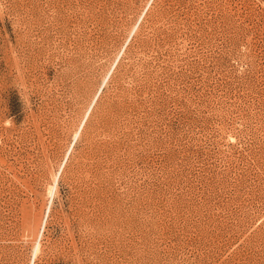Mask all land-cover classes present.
Returning a JSON list of instances; mask_svg holds the SVG:
<instances>
[{
  "label": "rangeland",
  "instance_id": "rangeland-1",
  "mask_svg": "<svg viewBox=\"0 0 264 264\" xmlns=\"http://www.w3.org/2000/svg\"><path fill=\"white\" fill-rule=\"evenodd\" d=\"M0 264H264V0H0Z\"/></svg>",
  "mask_w": 264,
  "mask_h": 264
},
{
  "label": "bare ground",
  "instance_id": "bare-ground-1",
  "mask_svg": "<svg viewBox=\"0 0 264 264\" xmlns=\"http://www.w3.org/2000/svg\"><path fill=\"white\" fill-rule=\"evenodd\" d=\"M54 185H56V187H57V183H55ZM54 185H53V187H54ZM52 187V188H53ZM51 188V187H50ZM38 250H40V244L38 245V248H37Z\"/></svg>",
  "mask_w": 264,
  "mask_h": 264
}]
</instances>
